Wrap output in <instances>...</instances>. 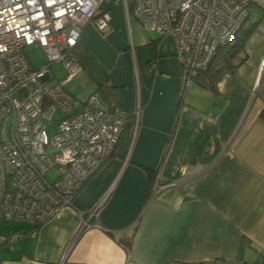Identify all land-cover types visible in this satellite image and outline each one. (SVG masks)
Returning a JSON list of instances; mask_svg holds the SVG:
<instances>
[{"label": "crops", "instance_id": "0c3cea01", "mask_svg": "<svg viewBox=\"0 0 264 264\" xmlns=\"http://www.w3.org/2000/svg\"><path fill=\"white\" fill-rule=\"evenodd\" d=\"M132 9L103 1L109 29L84 28L71 52L83 71L66 85L76 110L98 94L127 117L115 152L50 222L0 225L25 233L0 264H264V9L249 7L245 61L189 88L174 38ZM81 212L92 226L75 240Z\"/></svg>", "mask_w": 264, "mask_h": 264}, {"label": "built area", "instance_id": "2783aa9c", "mask_svg": "<svg viewBox=\"0 0 264 264\" xmlns=\"http://www.w3.org/2000/svg\"><path fill=\"white\" fill-rule=\"evenodd\" d=\"M103 1L0 0V225L50 222L74 206L116 150L127 117L110 112L98 94L76 110L79 103L66 89L83 71L71 52ZM252 4L264 9V0H135L132 11L146 30L174 38L189 88L219 48L236 40ZM95 25L106 32L110 15L103 13ZM31 46L45 53L40 69L25 54ZM55 65L62 78L53 73ZM167 187L158 185L154 194ZM104 203L89 210L90 218H98ZM91 226L81 212L74 239ZM24 236L0 233V246Z\"/></svg>", "mask_w": 264, "mask_h": 264}, {"label": "trees", "instance_id": "16d2710c", "mask_svg": "<svg viewBox=\"0 0 264 264\" xmlns=\"http://www.w3.org/2000/svg\"><path fill=\"white\" fill-rule=\"evenodd\" d=\"M241 30L238 33L237 38L233 43L219 48L208 70L203 73L197 74V76H195L194 84L204 85L205 83H207V81L209 82L212 81L220 71L224 69L231 70L241 65L245 61V58H238L239 54H241V52L243 51L245 45V38L241 35ZM181 101H182V97H181ZM37 227H41V226H37ZM122 242H123L122 243L123 246L127 250L131 249L132 239Z\"/></svg>", "mask_w": 264, "mask_h": 264}, {"label": "rangeland", "instance_id": "374dc122", "mask_svg": "<svg viewBox=\"0 0 264 264\" xmlns=\"http://www.w3.org/2000/svg\"><path fill=\"white\" fill-rule=\"evenodd\" d=\"M129 5L131 6V8H133L134 4H135V0H128ZM25 54L28 58V60L30 61V63L32 64V66L36 69H40L42 68L45 64H46V57H45V53L44 51L37 47V46H31V47H27L25 48ZM53 73L57 76V78H62L63 76V70L62 67L60 65H55L53 68ZM52 173H49V178L52 179ZM15 222L13 223H9V224H5L4 225V231L10 226V225H14ZM18 223H16L15 225H17Z\"/></svg>", "mask_w": 264, "mask_h": 264}]
</instances>
